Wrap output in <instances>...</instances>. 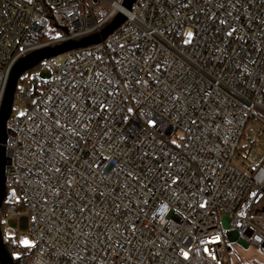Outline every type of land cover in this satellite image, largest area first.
Wrapping results in <instances>:
<instances>
[{"label":"built area","instance_id":"2783aa9c","mask_svg":"<svg viewBox=\"0 0 264 264\" xmlns=\"http://www.w3.org/2000/svg\"><path fill=\"white\" fill-rule=\"evenodd\" d=\"M123 1L0 0V106L18 59L125 16L17 81L0 225L25 221L34 242L1 231L13 263L231 264L230 244L264 257V158L242 143L264 129V0Z\"/></svg>","mask_w":264,"mask_h":264},{"label":"water","instance_id":"95a60500","mask_svg":"<svg viewBox=\"0 0 264 264\" xmlns=\"http://www.w3.org/2000/svg\"><path fill=\"white\" fill-rule=\"evenodd\" d=\"M134 0H124L123 7L126 10L131 9V5ZM125 20V16L122 13H118L113 20L105 26L99 33H95L79 40H66L64 42L55 44V45H46L37 50L32 51L26 56L18 59L9 72V76L6 83V88L4 91L2 103L0 106V208L5 200L6 189H5V176L4 169L7 164V157L5 155V123L11 113L13 95L15 92L16 84L21 75L37 66L39 63L45 59L58 56L60 54L66 53L71 50L85 48L91 45L100 43L108 35H110L116 28H118ZM22 227L26 228L25 221L23 222ZM0 264H14L12 258L10 257L9 252L5 248L1 230H0Z\"/></svg>","mask_w":264,"mask_h":264},{"label":"rangeland","instance_id":"374dc122","mask_svg":"<svg viewBox=\"0 0 264 264\" xmlns=\"http://www.w3.org/2000/svg\"><path fill=\"white\" fill-rule=\"evenodd\" d=\"M57 34H59V32L57 29L54 28L53 34H47V36L49 38H53L57 36ZM19 88H22V84L20 83ZM14 107L15 110H13L12 115L17 116L23 114L26 111L27 104L24 101L16 100L13 103V108ZM242 143L246 146L248 145L249 154L252 155L251 160L249 161L254 165H259V161L264 158V129L256 125L251 126L249 131L248 129H246V133ZM245 158L247 159L248 157ZM238 161L242 162V159L240 158ZM14 197L15 190L7 189L4 202L13 203ZM0 229L2 233H8L11 234L13 237H16L21 246H26L34 242L27 228H15L8 221L2 220ZM253 256L259 257L260 259L264 260V257L258 254V252H256L254 249L245 250L238 244L234 246H231L230 244L229 257L231 264H245Z\"/></svg>","mask_w":264,"mask_h":264},{"label":"trees","instance_id":"16d2710c","mask_svg":"<svg viewBox=\"0 0 264 264\" xmlns=\"http://www.w3.org/2000/svg\"><path fill=\"white\" fill-rule=\"evenodd\" d=\"M47 38H48V36L46 35V36H45V37H43L42 39H43V40H46Z\"/></svg>","mask_w":264,"mask_h":264},{"label":"snow or ice","instance_id":"6c2138e0","mask_svg":"<svg viewBox=\"0 0 264 264\" xmlns=\"http://www.w3.org/2000/svg\"><path fill=\"white\" fill-rule=\"evenodd\" d=\"M129 111H132V109H129ZM173 143H175V141H173ZM185 255H187V254H185Z\"/></svg>","mask_w":264,"mask_h":264}]
</instances>
